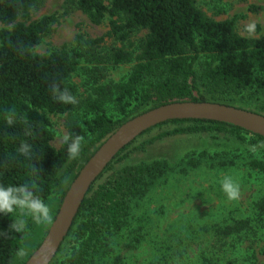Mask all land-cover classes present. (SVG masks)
Masks as SVG:
<instances>
[{
  "label": "trees",
  "instance_id": "trees-1",
  "mask_svg": "<svg viewBox=\"0 0 264 264\" xmlns=\"http://www.w3.org/2000/svg\"><path fill=\"white\" fill-rule=\"evenodd\" d=\"M43 1L0 0V184L30 182L52 215L50 223H34L41 232L32 253L46 235L67 191L57 194L55 186L60 172L71 159L65 141L59 149L52 147L54 133L45 114H65L74 109L75 103L62 102L57 96L67 91L76 97L69 78L77 69L75 57H79V53L71 57L59 51L35 52L57 21L55 15L31 20V14ZM75 5L93 25H101L107 19L108 35L121 41L134 31H146L127 76L120 82L95 88V98L86 101V109L94 117L82 122L74 120L67 125V136L89 135L92 145H97L95 151L124 122L159 106L184 101L230 106L226 100L231 94L245 90L264 93V36L253 40L239 36L232 21L208 18L197 8L195 0H76ZM249 11L257 9L249 7ZM98 42L100 40L85 43L77 39L79 48ZM110 57L114 65L132 61V55L124 49H113ZM130 101L139 108L133 117H129ZM109 103L121 120L107 117L104 108ZM10 113H14L11 124L8 123ZM167 124L179 127L146 140L140 148L166 137L198 133L227 134L243 143L250 137L251 143H264L263 137L211 121H171L155 128ZM22 142L32 146L31 157L18 151ZM132 144L125 147L103 173L110 170L112 163ZM160 174L154 166L136 165L108 186L94 189L100 176L87 193L65 238L74 236L77 245L63 264H108L109 260H99L107 240L119 234L121 218L131 203ZM260 207L264 210V198ZM11 219L14 217L0 216V264L15 263L17 250L33 230L29 217L23 234L12 233Z\"/></svg>",
  "mask_w": 264,
  "mask_h": 264
},
{
  "label": "rangeland",
  "instance_id": "rangeland-1",
  "mask_svg": "<svg viewBox=\"0 0 264 264\" xmlns=\"http://www.w3.org/2000/svg\"><path fill=\"white\" fill-rule=\"evenodd\" d=\"M75 2L44 0L31 14V20L48 15L57 18L36 53L59 51L71 57L79 53L75 57L77 69L69 78L76 92L74 109L65 114H45L54 133L51 145L55 149L63 144L68 123L94 117L85 106L88 99L95 98L93 90L127 76L146 35V31H134L124 41L109 36L108 20L91 24ZM195 2L208 18L232 21L235 32L243 38L264 36V0ZM249 7L257 11L250 12ZM253 23L256 27L249 34L245 29ZM78 38L85 43L100 42L79 48ZM113 49L129 52L132 61L114 65L110 57ZM226 101L231 107L264 115L263 92L245 90L231 94ZM128 111L129 117L138 113L134 101H130ZM104 112L113 121L122 119L110 103ZM178 127L167 124L137 138L94 184V189L108 186L136 165L154 166L161 173L131 203L121 218L119 234L107 240L99 260H109L108 264H264V210L260 207L264 198V143H251L250 137L243 143L227 134L198 133L166 137L140 148L146 140ZM96 147L85 134L79 155L71 157L58 176L57 194L68 189ZM225 175L240 184L236 200H229L222 191L220 181ZM32 225L22 246L26 254L16 257L14 264L26 261L40 236L41 229ZM75 241L74 236L64 241L53 264H63L77 245Z\"/></svg>",
  "mask_w": 264,
  "mask_h": 264
},
{
  "label": "water",
  "instance_id": "water-1",
  "mask_svg": "<svg viewBox=\"0 0 264 264\" xmlns=\"http://www.w3.org/2000/svg\"><path fill=\"white\" fill-rule=\"evenodd\" d=\"M182 120L223 123L264 138V116L211 102H173L127 120L102 142L80 169L65 192L46 235L24 264H51L90 188L125 147L158 125Z\"/></svg>",
  "mask_w": 264,
  "mask_h": 264
},
{
  "label": "clouds",
  "instance_id": "clouds-1",
  "mask_svg": "<svg viewBox=\"0 0 264 264\" xmlns=\"http://www.w3.org/2000/svg\"><path fill=\"white\" fill-rule=\"evenodd\" d=\"M255 24H250L245 29L251 34L255 29ZM57 99L65 103H75L76 98L69 92H60ZM14 113L9 114L8 123L13 122ZM64 141L67 143V151L70 157L75 158L79 155L84 137L76 135L74 137L64 136ZM18 151L31 157L33 149L27 142H22ZM222 191L229 200H236L240 193V184L231 175H225L220 181ZM0 216L14 217L10 229L12 233L23 234L28 225V218L36 224L50 223L52 215L49 206L37 194L33 185L30 182L21 184H0ZM23 247L17 250V257L25 255Z\"/></svg>",
  "mask_w": 264,
  "mask_h": 264
}]
</instances>
